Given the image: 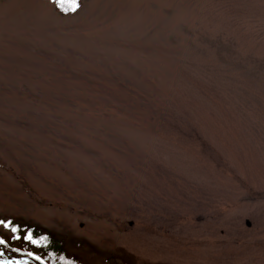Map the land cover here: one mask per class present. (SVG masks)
Wrapping results in <instances>:
<instances>
[{"label": "rangeland", "instance_id": "374dc122", "mask_svg": "<svg viewBox=\"0 0 264 264\" xmlns=\"http://www.w3.org/2000/svg\"><path fill=\"white\" fill-rule=\"evenodd\" d=\"M0 264H264V0H0Z\"/></svg>", "mask_w": 264, "mask_h": 264}, {"label": "trees", "instance_id": "16d2710c", "mask_svg": "<svg viewBox=\"0 0 264 264\" xmlns=\"http://www.w3.org/2000/svg\"><path fill=\"white\" fill-rule=\"evenodd\" d=\"M37 236H39V235H37ZM40 247H42L41 249H42L43 253L53 252L54 254H60V253H63L65 250V249H63V245L61 242H59L55 239H52V237H50L49 235H47V237L45 236V239H44V241H42V244ZM54 257L55 256L52 255L53 260L55 259ZM60 259H63V257H61Z\"/></svg>", "mask_w": 264, "mask_h": 264}, {"label": "water", "instance_id": "95a60500", "mask_svg": "<svg viewBox=\"0 0 264 264\" xmlns=\"http://www.w3.org/2000/svg\"><path fill=\"white\" fill-rule=\"evenodd\" d=\"M247 225H248V226H250V225H251L250 221H248V220H247Z\"/></svg>", "mask_w": 264, "mask_h": 264}, {"label": "snow or ice", "instance_id": "6c2138e0", "mask_svg": "<svg viewBox=\"0 0 264 264\" xmlns=\"http://www.w3.org/2000/svg\"><path fill=\"white\" fill-rule=\"evenodd\" d=\"M73 3H75V0H73Z\"/></svg>", "mask_w": 264, "mask_h": 264}]
</instances>
